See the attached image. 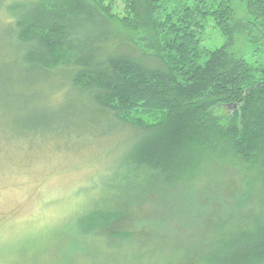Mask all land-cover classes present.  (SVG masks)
<instances>
[{
  "label": "trees",
  "instance_id": "1",
  "mask_svg": "<svg viewBox=\"0 0 264 264\" xmlns=\"http://www.w3.org/2000/svg\"><path fill=\"white\" fill-rule=\"evenodd\" d=\"M122 2L121 13L115 0L18 3L10 15L16 56L49 84L61 78L62 90L90 111L135 129L124 170L181 181L199 155L228 148L245 165L259 167L263 195L264 67L253 69L239 53L246 44L264 53V0ZM210 26L225 39L221 47L204 45ZM145 114L157 115L156 122L144 123ZM122 220L92 213L78 226L88 233ZM230 222L227 234L189 263L264 264V199ZM118 231L110 236L130 235Z\"/></svg>",
  "mask_w": 264,
  "mask_h": 264
},
{
  "label": "rangeland",
  "instance_id": "2",
  "mask_svg": "<svg viewBox=\"0 0 264 264\" xmlns=\"http://www.w3.org/2000/svg\"><path fill=\"white\" fill-rule=\"evenodd\" d=\"M29 1L0 0V264H192L227 234L230 218L264 199L259 167L225 148L199 155L181 181L124 170L135 129L90 111L62 90L61 78L49 84L16 56L10 15ZM115 1L121 13L123 2ZM204 41L211 49L225 43L212 26ZM239 55L253 69L264 67L256 46ZM142 59L158 65L150 55ZM92 213L123 220L85 233L79 221ZM113 231L130 235L114 238Z\"/></svg>",
  "mask_w": 264,
  "mask_h": 264
}]
</instances>
